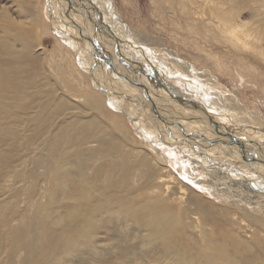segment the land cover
<instances>
[{
  "label": "rangeland",
  "instance_id": "rangeland-1",
  "mask_svg": "<svg viewBox=\"0 0 264 264\" xmlns=\"http://www.w3.org/2000/svg\"><path fill=\"white\" fill-rule=\"evenodd\" d=\"M85 1L87 2L85 4H88L89 1L92 2V0ZM64 2L66 0H56L57 9L59 7L61 9ZM212 2L211 0H94V5L96 4L98 7L96 5L95 7L102 13L99 14L100 25L104 26V22L108 23V17L111 16L114 21L118 22L114 28L116 30L113 29V33L118 36L122 34L123 37H119L123 39L126 37L124 44L127 47L129 46L131 50L133 49V52H136L131 54V51H128V49L127 51L135 57L137 62L142 63L143 59L140 58L141 51L136 47L144 49L145 55L147 50L150 51V55H152L151 52H154L152 61H154L155 67L158 64V71L162 78L167 73L165 68L170 71V68L163 65H168L169 62L167 57L162 54V48H164L162 51L168 49L174 51L176 54L174 58L176 61L178 60L177 63H190L198 74L206 72V77H198L199 79L196 77L192 80L190 77L187 78V75L178 67V71L173 68L177 74L174 75L173 73V77H171L174 78L176 75H180L181 78L198 82L192 84L189 80V82L184 81L187 87L181 88V91L186 94L184 97L185 99L188 98L186 100L193 98L190 102H197L199 99L203 104L204 99H207L202 106L205 107L207 116H210L214 121L216 120L215 122L222 121V124L225 123V125L230 122L229 126H232V121L237 125L238 123L243 124L245 123L244 120L247 119L244 112L246 114L251 111L258 113L260 118L264 120V0H218L217 4ZM49 5V0H0V23L5 22L6 15H10L19 21L22 19L25 28L18 29L14 25L15 29L24 33L23 41L24 43L27 42V49L35 51L34 55L31 51L27 55L32 59V68L29 70L31 82L20 92L23 95V102L27 106H18L14 100L6 99L12 110L22 111L26 108L28 112L23 113L24 122H22L26 136L25 146H22L23 150H21L24 152L18 153L17 151L15 153L22 154L16 156L21 159L14 162L13 168L8 172V184L5 187L0 185V189H2L0 203L5 205V207L0 208V264H53V255L43 250L47 248L55 254L51 250V246L54 244L53 249H55V244L65 241L67 237L63 232L67 228H72L78 224L81 228H84L88 222L94 221V218L96 220L95 224L97 221L99 223L95 226V234L76 238V242L81 243L82 246H78L80 249L78 247H76V250L75 248L72 249L74 252L70 251L71 253L68 254L62 252L61 255L64 258H59V264H207V262L208 264L212 262L216 264H264V182L260 180L258 175L249 176L255 184H258V188L263 189L261 191L263 194L260 195V198L258 197L262 204V206H259L262 212L253 210L249 206H240L239 208L234 197L237 196V193L240 196L242 189L240 186L223 183L226 180L218 177L219 175L211 167L212 163H207V166L205 163H201L202 166L194 167L195 164H192L191 160H185L184 157L191 156L194 158L195 154L185 151L177 152L176 149H171L176 146L174 140L172 142L170 140L164 141L163 143L166 145H161L162 143L160 144L159 141L154 142L155 149L146 143L149 140L144 139L136 128V124L141 126L140 122H142L134 116L137 111L139 113H136V115H139V118L142 115V118L146 119L142 107L139 108V105H137L138 102L134 101L132 97L113 98L120 101H122L121 99H127L126 101L131 104L129 106L131 108H128L134 113V115H130V111L120 110L119 106L115 105L110 97L107 98L104 95L108 91L106 89L112 90L121 88V86L122 88L126 86L129 90L126 91L125 89L124 92H131V82L124 80L121 75L129 72L126 71L127 68L124 66L128 65L122 63V58H118L117 61L123 65V68L117 62L114 63L116 64L114 68L102 63V68L94 69L91 76L90 70L87 69L88 66L91 68V62L88 59L89 53L85 52L84 61H82V53L80 54L82 52L81 44L83 43L87 48V41L73 27L71 28L66 24L63 27L69 26L70 28L64 29L59 18L61 16L57 13V17H53L51 11H49L51 7ZM69 5L73 4L70 3ZM213 5L217 6L216 10H214ZM17 6L20 7L21 12L18 10L20 14L15 11L19 8ZM207 6L212 7L210 9L211 15L206 11ZM24 8L27 9L28 13L38 15L30 17L25 14ZM69 8L71 7L69 6ZM71 11H80L82 15L81 8L76 9V11L72 9ZM52 19H56L54 24ZM59 27H62L63 30H60ZM228 27L236 32V37L232 38L225 32ZM135 30L137 33L141 32V34L133 35ZM73 31L81 41H78L77 38L74 39L76 36L72 34ZM102 32L103 28L100 34L102 36L96 33L99 43L105 40L110 42V39L106 38ZM127 33H130V35H127ZM71 34L74 37H71ZM138 35L141 36L136 39V37H139ZM129 36L131 39H129ZM110 38L111 41L114 40L113 42L117 40L112 34ZM132 38L136 42L138 40V42L133 41L132 43ZM11 43H14L13 38H11ZM73 43L76 46H73ZM130 43L132 45L136 44L135 48ZM161 43L163 45H158ZM20 45L17 43L16 48L20 49ZM113 45L116 46V42ZM117 48L123 50L120 46ZM106 53L111 55L109 52ZM149 54H147L148 57ZM160 54L162 56L157 57ZM86 57L87 62L85 64ZM156 57L158 63L155 64ZM159 63L161 64L159 65ZM128 64L134 65V62ZM67 68L71 70L72 77L76 78L75 81L65 77L63 71ZM163 71L166 73H163ZM134 72L135 75L131 73L132 76H135L134 83L139 82L141 87L143 86V90L151 96L150 89L141 78L142 72L140 73L137 70ZM51 73L52 76H49ZM74 73L78 76L81 73L80 76L82 77H78ZM254 75L256 78H253ZM139 76L140 80L138 79ZM208 76L211 78L214 76V79L216 78L222 84V87L225 90L228 89L229 92L226 90L218 96L211 95L209 89H212V87ZM22 80V76L17 79L18 82H22ZM18 82L14 84L9 92L4 90L3 94H15L19 89L20 84ZM77 82L78 84L81 83L80 86ZM82 85L85 89L82 88L81 90ZM129 85L131 87H128ZM95 86L98 88L103 87V89L97 90ZM56 88L62 89L65 93H68L67 91L76 93L74 94L77 98L76 102L75 100H69V98H66L67 100L64 102L52 101L54 93L55 97L59 95ZM87 92H90V95ZM202 94L206 98H202ZM223 94H233V100H236L234 105L227 100L225 102L220 100L219 97H222ZM35 95L38 98L33 100ZM61 95L59 96L65 97L63 94ZM71 95L70 92L68 96ZM89 96H99L103 101L104 108L95 107L93 109L85 106L82 102L87 110H81L71 104L74 103L80 107L81 100H79V97L85 99ZM212 97L214 99H209ZM200 101L198 102L200 103ZM228 104L231 106H228ZM232 105L234 108H239H236L237 112L240 109L244 110L243 113H239L237 117ZM229 110L234 111L230 112ZM83 112L87 115H82ZM72 113L76 115H71ZM19 115L21 116V112H19ZM221 115H223V118ZM161 117L168 123L165 124L160 120L165 129H175L166 112H163ZM182 120L188 127L200 128V123L196 124L190 119L188 121L187 118ZM202 126L206 127L207 125ZM86 127L89 128V133L85 131ZM35 133H38L39 136L27 142L29 137ZM148 134L152 136L151 133ZM249 135L250 133L246 136ZM98 136L110 141L111 138H114L119 146L111 141V145L106 146L108 152L102 155L104 147L100 145ZM154 138L158 139V133L154 135ZM168 146L169 148H167ZM251 148H253V145ZM258 154L264 155L260 152ZM165 155L167 161L172 162L174 167L163 161ZM228 157L230 155L226 154L225 158ZM123 161L128 163L125 164ZM220 161L223 160L220 159ZM231 161L234 162V159L232 158ZM259 162L261 161L259 160ZM214 165L220 166L217 163H214ZM180 166L183 168L184 173L179 172ZM189 172L191 177L188 175ZM160 175L171 176V178L165 177L167 178L165 184L172 185L173 188L170 186V189L173 190H170V192L167 190L166 185L159 180ZM212 180L213 183H210L209 181ZM197 183L204 184L207 190L213 192V195L211 196L197 188L195 186ZM232 187L235 191L231 189ZM183 188L184 190H182ZM171 191L174 194L171 195ZM85 192L91 193L86 200L81 198ZM73 196L77 200H73ZM106 199L112 202L110 209L105 208V211L108 208L107 212L102 211L105 206L101 205ZM147 200L164 201L170 205L169 207L173 211H178L177 201H180L181 211L174 212L177 218L176 224L165 236L169 237L167 243H162L159 239L147 242L146 245L143 242V240H146L145 235H143L145 229L136 222V215L140 210L138 205H144ZM124 204L133 206L135 211L131 213L126 209L124 210ZM53 206L57 208L62 216L58 222L56 214L51 211ZM124 211H127L126 215H124ZM227 211L232 212L233 215L231 213L230 216ZM245 211L248 213L246 212V214ZM110 212L112 213L109 214ZM107 219L108 223H106ZM49 226L52 227L45 230ZM129 226L133 227L130 228ZM124 230H127L126 233H124ZM51 235H56V239L52 238ZM212 242L218 245L216 246L217 249L213 247ZM142 244L145 246L142 247ZM127 246L131 247L128 248ZM205 249H210L212 252H207ZM128 252L129 254H127ZM217 252L216 257L218 258H215V261H213L214 255L213 260L203 258V255L210 256V254Z\"/></svg>",
  "mask_w": 264,
  "mask_h": 264
},
{
  "label": "bare ground",
  "instance_id": "bare-ground-1",
  "mask_svg": "<svg viewBox=\"0 0 264 264\" xmlns=\"http://www.w3.org/2000/svg\"><path fill=\"white\" fill-rule=\"evenodd\" d=\"M74 1H77L78 2V0H66V2H64V4H63V7H61V9H60V7L57 9L56 0H49V3H50L49 6H51L49 11H51V14H52L53 17L54 16L57 17V13H58L59 16L62 17L61 18V17L58 16L60 18L61 22L63 23L62 24V27H63V25H66L67 24L71 28L73 27L74 29H76V31H78V32H79V29L78 28H81L82 30H84L85 31L84 35H86V37H88L89 39H91L93 44L94 43H97L100 46V49L103 52L102 54L107 55L109 57H113L115 60H117L118 58L119 59L122 58V63H132V62H134V65H131V66H126L125 65L126 68H131L129 70H132V71H129L127 73L121 74L123 76V79L124 80L126 79L127 82L128 81L131 82L130 85L132 87L130 85L128 86V87H131L132 88L130 90L131 92H129V93L124 92L123 90H125V89H126V91H129V90H127V87L126 86H125L126 88L125 87L122 88V86H121V88H117V89H112V90L106 89L108 91L106 93H104V95L107 98L110 97L112 99L111 101L115 105L119 106L118 108H120V110H124V111L125 110H128V111L131 112V109H129V108H131V107H129L131 104L126 101L127 99L126 100L125 99H121L122 101H120V100H114V99H117V98H120V97H122V98L132 97L134 99V101L136 100L138 102L137 105H139V108L142 107V109L144 111V116L146 117V119H143L142 118L143 117L142 115L140 116V118H139V115L138 116L136 115V113H139L137 111V109H136L137 112L135 113V115H134V113H132L133 111L131 112L130 115H134L135 117H137L139 119V121L142 120V122H140L141 123V126H138L136 124V128L140 132V135L144 139L149 140V141H146V143H148L149 145H151L155 149V143L154 142H158L159 141V143L160 144L162 143L161 145H163V144H165L163 142L166 141V140L167 141L170 140V142H172L174 140L176 146H174L173 148L170 147L171 149H173V150L176 149L177 152L178 151H185V152L190 153V154H193V155L195 154V157L194 158L191 157V156L190 157H184L185 160L186 159L187 160H191L192 161V164H195L194 167L202 166L204 163L207 166V163H212L213 165H211V167L219 175V176L218 175L217 176L218 177H221V178H223V179L226 180V182H223V183H225L226 185L229 184L231 186L232 185H236L237 187L240 186V188L242 189L241 190V193L242 194L244 193V194L243 195L240 194V196H238L239 194L237 193V196L234 197V200L237 201L236 203H237V205H238L239 208H240V206H243V207L249 206L253 210L262 212L260 210V208H259V206L260 205L262 206V204L260 203V200L258 199V197L260 198V195L263 194L261 192V191H263V189H261V187L258 188V186H257L258 184H255L253 182L254 180H252L250 178L251 176L258 175L259 178H260V180L262 182H264V155L258 154L259 152L261 154H264V120H262L260 118V115L258 113L252 112V111L250 113L247 112L246 114L244 112V116L247 115V119L244 120L245 123H243V124L238 123V125H237L236 123H233V121H232V123H231L232 126H229V123L230 122L228 123V125H225V123L222 124V121L221 122H218V121L215 122L216 120L214 121L210 116H207L206 111H205V107L202 106V105H204V102L207 99L206 100L204 99L203 104L201 103V101L199 99H198V101H200L201 104L198 101L197 102H190L193 98L191 97V100H186V99H188V98H186V99L184 98L186 96V94H184V92L182 93V91H181V88L187 87V84L184 81H188L189 80V79H187L188 77H190L192 80L195 79L196 77L197 78L198 77H200V78L202 77L203 78V77H206V75H207L206 72L205 73H201V74L199 73L198 74V73L195 72V68L192 67V65L190 63H186V62L185 63H183V62H180V63L178 62L177 63L178 60L176 61L175 58H174V56L176 55L175 52L172 51V50H169V49L168 50H163V51H165V52H163L162 49H164V48H162V46H160V48H162L161 49L162 54L167 57L168 62H169L168 65L167 64H163V65H165V67L167 66L168 68H170V71H168V69H166L164 67L165 68V71H167V73L163 71V73H166V75L162 78L161 75H160V73H159V71H158V66H157L158 64L155 67L154 61H152V59H154L153 58V53L154 52L153 53L151 52L152 55H150L149 54L150 51L148 52V50L146 48V50H147L146 55L147 54L150 55L148 57V55L147 56L145 55V50L144 49H142L140 47H136L139 51H141V54L143 55V56L140 55V58L143 59L142 60V63L140 61L137 62V60H135V57L133 55H130L128 53V51H131V54H134L136 51L133 52V49L131 50L129 48V46L127 47V45L124 44L126 42V40H125L126 39L125 34H124V37L125 38L123 39L122 38L123 37L122 34L119 35V36H122V37H119L117 34L113 33L114 30H116L114 28H115V26H117L118 22L114 21V18H112V16L110 18L108 17V20H109L108 23L107 22H104L106 25L105 24H104V26L103 25H100V21H99V18H98V14L97 13L94 14L95 9H94V7L92 5L85 4V2H86L85 0H82V3L81 4L76 3ZM211 1H213L212 2L213 4H217V2H218V0H216V1L215 0H211ZM69 2L72 3L73 5H69ZM92 2L94 4V0H92ZM20 5H21V8H23L22 7V4H20ZM60 6H62V5H60ZM69 6L74 7V8H77V10H79L81 8L82 9V15H81L80 11H78V12H72L71 11L72 8L69 9ZM109 6H110V4H109ZM17 7H19V6H17ZM213 7H214V10L217 9V6L216 5L215 6L213 5ZM103 8H104V6H103ZM109 8L111 9V7H109ZM19 9H20V7L17 10L15 9V11H18ZM210 9H212V7L210 8L209 6H207L206 11H207V13L209 15H211ZM26 10L27 9L24 8V11H26ZM13 11H14V9H13ZM19 11H18V14H20ZM103 13H106V12H103ZM25 14H28L30 17H35V16L38 15L36 13H33V14L28 13V11H26ZM100 14H102V13L100 12ZM111 14H112V12H111ZM215 16H216V14H215ZM75 17H78V18H75ZM101 17H102V15H101ZM221 17L223 18L224 16L222 15ZM73 18H75V19H73ZM5 19H6L5 22L3 21V23H0V185L2 187H5L8 184V179H7L8 172L11 171V169L13 168V166H14L13 163L16 162V161H19L21 159V158L19 159V157H16V156H21L22 154H18V153L19 152H21V153L24 152V151H21V150H23V147L22 146H25L26 136H25V131L23 130V127H22V122H24V114L23 113H27L28 112V110H26V108H24L22 111H14V110H12L7 100H14L18 106H27V104L23 102V95L20 92H22L23 91L22 89L24 87H26L27 85H29L30 82H31V77L29 75V70H31V68H32V64H31V60L32 59H30V57L27 56V55L30 53V51H31L32 55L35 54V51H32L30 49H27V42L24 43V41H23L24 33L21 32L20 30L15 29V26L18 29H24L25 28V24H23V22H22L23 20L22 19L20 21L19 20H15L16 18H14V17H12L10 15H6L5 16ZM55 20H53V22H52L53 24L55 23ZM101 21H102V19H101ZM56 24H57V22H56ZM69 26H64L63 28L64 29L65 28H70ZM62 27L61 28L59 27V29L60 30H63ZM102 28H103V32L102 33H104L103 35L106 36V38L110 39V42L107 41V40H105V41L99 43L97 34L98 35L101 34ZM220 28H222V27H220ZM228 28L225 30V32H227V34L229 36H231L232 38L236 37V32L233 31L230 27H228ZM130 31H131V29H130ZM65 32H66V30L64 31V33ZM75 33H77V32H75ZM134 33L135 34H133V35L141 34V32L137 33L136 30H135ZM230 33H231V35H230ZM72 34H74V31H73ZM72 34L70 36L71 37H74L75 34L73 36H72ZM79 34H80V32H79ZM111 34L116 37V39H117V40H115L116 44L118 46L122 47L123 50H120L119 48H117L118 47L117 45L116 46L113 45V44H115V42H113L114 40L111 41V38H110V35ZM128 34L130 35V33H127V35ZM100 36H102V35H100ZM138 36L139 37H136V36H134V37H136V39H137V38H140L141 35H138ZM37 37H38V35H37ZM81 37H83V36H81ZM11 38L14 39V43H11ZM59 38H60V36H59ZM75 38L78 39L77 36L74 37V39ZM133 38H132V43H133V41H135V39L133 40ZM129 39H131L130 36H129ZM142 40H141V42H142ZM234 40H236V39H234ZM238 40H240V39H238ZM139 41H140V39H139ZM137 42H138V40H137ZM17 43L21 44L20 45V47H21L20 49H17L16 48V44ZM87 43H88L87 44V48H86V46L83 43L80 46L81 47V50H82V52H80V54L82 53L81 54L82 55L81 56L82 57V61H84V59H85V52L87 51V49L93 47V44L92 43L90 44L88 41H87ZM135 45L133 44L132 46L135 48ZM137 45H139V44H137ZM148 45L150 46V44H148ZM158 45H163V44L161 43V44H158ZM73 46H76L75 43H73ZM150 48H151V46H150ZM127 49H128V51H127ZM72 50H74V49L72 48ZM66 51H69V50H66ZM76 52H78V51H76ZM106 52L111 53V55L110 54L108 55ZM88 53L89 52L87 51V54ZM93 53L94 54H92V55L90 53L88 55L89 62H91V68L88 66L87 69L90 70L91 76H92V72L94 71V69L95 70H98L102 66V63L100 65L99 61H97L98 60V57L99 56L102 57V55L100 53H98V52H93ZM162 54L157 55V57H161ZM157 57L155 59V64L158 63V61H156L157 60ZM136 58H139V57H136ZM163 59H165V58H163ZM95 60H96V64H95ZM58 62H61V61H58ZM86 62H87V57H86L85 64H86ZM115 62H117L118 65L122 66L121 68H123V65L119 61H114V63ZM160 64L161 63H159V65ZM178 67L187 75V78L186 79L179 77L180 75H176L174 78H172L173 77L172 74L174 73V75H175V73H176L173 68L177 69V71H178L179 70ZM136 70L137 71H140V73L142 72L141 78L144 80L145 84L150 89L151 92L150 91L149 92L151 93V96L148 95V93H146L145 90H143L144 88H142L143 86L141 87V84H139V82L137 83L139 85H137L136 82L134 83L135 76H132V74L134 73V75H135V72L134 71H136ZM145 70H147V72ZM102 71H103V69H102ZM126 71H128V70H126ZM63 72L65 73V77H67L70 80L71 79H74V81H75L76 78L74 76L72 77L73 74L71 73V70L70 69L67 68ZM249 72H251V71H249ZM163 73H161V74L164 75ZM61 74L63 75L62 72H61ZM80 75H81V73H80ZM20 76L23 77L22 82H18L17 81V79ZM49 76H52V73ZM76 76H78V75H76ZM136 76H137V74H136ZM254 76H253V78H256V76L255 77ZM80 77H82V76H80ZM176 77H178V78H176ZM83 78H81V79L83 80ZM93 78H94V73H93ZM208 78H209L210 85L212 87V89H209L211 95L213 94L215 96L216 95L218 96L219 94H221L223 92H226V90L228 91V89L225 90V88L222 87V84L219 81H217L216 78L214 79V76H213V78H211V77L208 76ZM251 78H252V76H251ZM138 79L140 80V76L138 77ZM47 80H49V79H47ZM85 80H86V78H85ZM204 80H205V78H204ZM57 81H60V80L58 79ZM189 81L192 84L193 83H198V82H193L191 80H189ZM16 82H18L20 85H19L18 91L15 94H3V91L4 90H6V92H9L12 89V87L14 86V84ZM96 82L98 83V80ZM96 82H95V84H96ZM77 84H78V82H77ZM79 84H81V83H79ZM192 84H191V86H192ZM113 85H115V84H113ZM142 85H143V83H142ZM207 87H208V85H207ZM82 88H84V86L81 87V90H82ZM95 88L97 90L103 89V87L98 88L97 86H95ZM190 88H189V90H190ZM56 89H57V93L59 95L63 94L65 97H60L59 95H57L55 97V93H54L52 95V101L64 102L65 100H67L69 98V100H72V101L75 100V102H76V99L77 98L74 96V94H76V93H74V92L72 93V91H67L68 93H65V92H63L62 89H58V88H56ZM202 89L204 90V88H202ZM53 90H55V88H53ZM193 90H192V92H193ZM197 90H199V89H197ZM110 91H112L114 93H111ZM70 92H71L72 95L71 96H68ZM196 93H197V91H196ZM230 94H231V92H230ZM230 94L229 95L223 94V96L222 97H219V99L220 100H223V102H225L227 100V101H229V103H231V104L234 105V102H236V100H233V97H232L233 94L232 95H230ZM88 95H90V92L88 93ZM199 96H198V98H199ZM201 97L202 98H206V97H203V94H202ZM36 98H38L37 95L34 96L33 100L36 99ZM209 99H214V98L212 97V98H209ZM79 100H81L80 107L77 106V105H75L74 103H71V104L74 107L80 108L81 110L86 109L83 106V104L85 106L90 107V108H93V109L95 107H102V108H104L103 107V101H102V99L99 96H96V97H90L89 96V98H85V99L79 97ZM82 102H83V104H82ZM213 102H214V100H213ZM210 103H212V102L210 101ZM212 104H214V103H212ZM219 104H220V101H219ZM45 105H47V103H45ZM109 105H110V103H109ZM229 105L230 104H228V106ZM233 105H232V107L234 108ZM235 105L237 106V103ZM205 106H207V105H205ZM220 106H222V105H220ZM185 108H187V109H185ZM236 108L239 109L238 107H236ZM236 108H234V109H235V111L237 113V117H238V114L239 113H243L244 110L242 111L240 109L237 112V109ZM113 109H115V108H113ZM217 109H218V107H217ZM220 110H222V109H220ZM231 111L233 112L234 110H231ZM254 111H256V110H254ZM19 112H21V116L19 115ZM119 112H121V111H119ZM163 112H166L167 113V116L170 119L171 124L175 126V129L172 128V130H169V129L167 130V129H165L163 127V125L161 124L160 120L163 121V122H165V124H168L161 117ZM236 113H232V114H236ZM209 114H212V113H209ZM71 115H76V114L75 113H72ZM82 115H87V114L85 112H83ZM130 115H128V116H130ZM230 115H231V113H230ZM221 116L223 118V115H221ZM183 118H187L188 121H189V119L191 121L193 120L194 122H196V124L197 123H200L201 124L200 125V128L198 127V129L197 128L195 129L193 126H191V127L189 126L188 127L186 125V123H184V121L182 120ZM238 122H239V120H238ZM205 124L208 126V127L206 126L207 128L202 126V125H205ZM226 124H227V122H226ZM144 129H146L147 131L144 130ZM240 130L242 131L241 133H240ZM85 131L87 133L90 132V130H89L88 127L85 128ZM147 132L148 133H151L152 136L150 134H148ZM157 133H158V139L154 138V135H156ZM249 133H250V135L249 136H246ZM36 136L38 137L39 134L38 133H35V134L31 135L29 137V139L27 140V142H29V141L37 138ZM97 138L100 140V145L104 147V150H103L102 155H105L108 152L107 149H106V146L107 145H111V141L114 144H116V145L119 146V144H117L115 142L114 138H111V141L109 139L101 138L99 136ZM246 141H248V142L246 143ZM250 141H251V144H250ZM216 142H218V143H216ZM252 145H253V148H251ZM167 148H169V146ZM246 148L249 149V150H247ZM17 151H18V153L15 154ZM226 154H229L230 155V157L227 158L230 161H228L225 158ZM139 155H140V153H139ZM175 155H174V157H175ZM213 155H215V156H213ZM232 158L234 159V162L231 161ZM220 159L223 160V161H220ZM259 160L261 162H259ZM163 161H166V164L167 165H169L171 167H174V165H173L172 162H171L172 163L171 164L170 162L167 161V156L166 155L163 156ZM199 162H200V164H198ZM123 163L127 164L128 162L123 161ZM201 163H203V164H201ZM214 163H217L220 166H215ZM137 165H138V163H137ZM201 169H199V170H201ZM179 172L180 173H184V170H183V168L181 166H180ZM170 175H171V173H170ZM188 175H189V177H191V173L190 172H189ZM237 175H239V176L236 177ZM171 176H169V175H165V176L164 175H160V177H159L160 178L159 180L164 185H166L165 187L167 188V190L169 192H170V190H173V189H170V186L172 187V185L165 184V181L167 180V178H165V177L171 178ZM256 179H257V177L255 178V181H256ZM207 182H208V180H207ZM209 182L210 183H213V180L212 181H209ZM183 186L185 187V185H183ZM195 186L197 188L205 191L206 193L210 194L211 196L213 195V192H210L211 190L210 191L207 190V188H206V186L204 184L197 183ZM181 187H182V185H181ZM186 189H187V187H186ZM231 189H233V187ZM182 190H184V188ZM180 191H179V193H180ZM212 191H214V190H212ZM1 192H2V189H0V196H1ZM90 194H91L90 192H85L82 195L81 198L84 199V200H86L87 198H89ZM172 194H174V192L172 193V191H171V195ZM187 194H188V192H187ZM233 194H234V192H233ZM217 195H219V194L217 193ZM232 196H234V195H232ZM182 197H181V199H182ZM72 199L73 200H77V198L75 196H73ZM177 202H178V206H179L178 207L179 208L178 211H173V209H171L169 207L170 206L169 204H167L166 202L161 201V200H156V201L147 200V201H145L144 205H142V204L141 205H138V206H140V210H139L138 214L136 215L137 216V218H136L137 221L136 222L139 223L141 226H143L144 229H145V231H143V233H144L143 235H145V239H146V240H143V242H145V245H146L147 242L149 243V242H151V241H153L155 239H159L162 243H167V239L169 237H165V236L168 234V232L170 231V229H172V226H174L176 224V219L177 218H176V215L174 214V212H177L178 213L179 211H181L180 210L181 209V205H179L180 204V201H177ZM111 203L112 202L109 199H106L105 202L103 204H101L103 207L105 206L104 207V210H102V211H105V208L106 207L109 208ZM2 207H5V205L2 204V203H0V208H2ZM108 208H107V210L105 212L108 211ZM125 209L128 210V211H130L131 213H133L135 211L134 210L135 208H133V206H130L129 204H124V210ZM241 209H243V208H241ZM51 211L56 214L57 222H58L62 218V216L58 212L57 208L55 206H53V208H52ZM98 211H100V210H98ZM247 211H245V213ZM111 213L112 212H110L109 214H111ZM126 213H127V211L126 212L124 211V215H126ZM228 213H230V216H231V213L232 212H228ZM238 214H240V213H238ZM232 215H233V213H232ZM69 216H71V215H69ZM99 216H100V214H99ZM133 217H132V219L134 220L135 217L134 218ZM98 218H100V217H98ZM102 218L103 219H106L105 217H102ZM102 218H101V220H103ZM139 218H140V221H139ZM101 220H100V222H102ZM126 220H127V218H126ZM92 221L91 222H88L87 225H86V223H84L86 225V226H84V228H81V226L79 224L73 226L72 228L71 227L67 228V230H65L63 232V234L67 237V238H65V241L62 242V243H59L58 242L57 244H55V246H56L55 249H53L54 244L51 246V250L55 254H53L52 252H50L47 248H45L43 250V251H48L49 253H51L53 255V259H54V263L53 264H59L60 263V259L59 258H61V257L64 258L61 255L62 252L68 254V253H71L70 251L74 252L72 249L75 248V250H76L77 249L76 247L82 246V245H80L81 243H77L76 242V238H78L80 236L85 237V236H91V235L95 234V231L94 230H95V226L98 223V221L96 222V224H95V221H96L95 218H94V221L93 222ZM52 223H54V222L52 221ZM106 223H108V219H107V222ZM130 224L133 225L134 223H130ZM105 225H107V224H105ZM128 225H126V226H128ZM50 227H52V226H49L45 230H49ZM132 227H130V228H132ZM124 228H125V226H124ZM126 231L124 230V233H126ZM130 232H131V230H130ZM51 237L56 239L57 236L56 235L55 236L54 235H51ZM112 244L113 243L111 242V245ZM212 244H213V242H212ZM104 245H106V244H104ZM122 245L124 246V244H122ZM145 245L142 244V247H144ZM216 246H218V245L213 244V247H216ZM95 247H96V245H95ZM127 247L129 248L131 246H127ZM78 249H80V248L78 247ZM216 249H217V247H216ZM205 250H207V252L210 251V249H205ZM126 251H128V250H126ZM210 252H212V251H210ZM49 253H48V255H49ZM127 254H129V252ZM213 255H214V260H213ZM217 255H218V252L217 253H214L212 255L210 254V256L203 255V258L212 259L213 261H215V258H218V257H216ZM79 257H80V254H79ZM130 258H132V257H130ZM61 262H65V261H61ZM213 263L216 264L215 262H212V263H209V264H213ZM207 264H208V262H207Z\"/></svg>",
  "mask_w": 264,
  "mask_h": 264
},
{
  "label": "water",
  "instance_id": "water-1",
  "mask_svg": "<svg viewBox=\"0 0 264 264\" xmlns=\"http://www.w3.org/2000/svg\"><path fill=\"white\" fill-rule=\"evenodd\" d=\"M88 1V0H87ZM74 2H76V3H79V4H81L82 3V0H78V2L77 1H74ZM69 4H70V2H69ZM88 4H90V5H92L93 7H94V9H95V12L98 14V18L100 17V11H99V9L97 8V7H95V5L93 4V3H91L90 1H89V3ZM71 7V6H70ZM81 7V6H80ZM72 9H74V10H76L77 8H74V7H71ZM70 9V8H69ZM79 29V32H80V34H81V36H83L82 38H84L86 41H88L90 44L92 43V40L91 39H89L88 37H86V35H84V33H85V31L84 30H82L81 28H78ZM83 33V34H82ZM78 41H81V39L80 38H78ZM93 44V43H92ZM93 49V50H92ZM87 51L92 55V54H94L93 52H98V53H100L101 55H102V57L101 56H99L98 57V60L97 61H99V63H100V65H101V63H105L107 66H109V67H111V68H114V61H117V60H115L113 57H109V56H107V55H104V54H102L103 52L101 51V49H100V46L97 44V43H94L93 44V47H91V48H89V49H87ZM95 64H96V60H95ZM128 66H131L130 64H128V63H126ZM125 66V65H124ZM126 67V66H125ZM129 69H131V68H127V70L128 71H132V70H129ZM146 72H147V70H145ZM235 140V139H234Z\"/></svg>",
  "mask_w": 264,
  "mask_h": 264
}]
</instances>
